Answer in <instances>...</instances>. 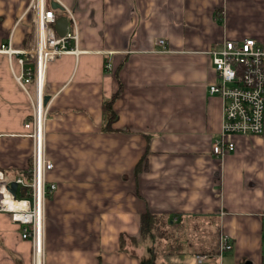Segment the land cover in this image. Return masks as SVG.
Returning a JSON list of instances; mask_svg holds the SVG:
<instances>
[{"label": "crops", "instance_id": "1", "mask_svg": "<svg viewBox=\"0 0 264 264\" xmlns=\"http://www.w3.org/2000/svg\"><path fill=\"white\" fill-rule=\"evenodd\" d=\"M30 1L0 0V45H29ZM59 1L77 19L81 52L46 72L56 190L45 264H197L200 254L213 255L205 264H264V135H233L235 150L216 156L222 100L209 91L211 50L225 39L264 44V0ZM119 89L115 130L101 132L103 101ZM30 111L0 53V170L10 179L31 157ZM148 211L160 217L154 237L142 233ZM222 233L234 247L219 260L210 251ZM0 264H33L31 241L5 212Z\"/></svg>", "mask_w": 264, "mask_h": 264}, {"label": "built area", "instance_id": "2", "mask_svg": "<svg viewBox=\"0 0 264 264\" xmlns=\"http://www.w3.org/2000/svg\"><path fill=\"white\" fill-rule=\"evenodd\" d=\"M27 11L33 20L29 45L17 49L11 41L4 42L0 53L8 57L11 75L31 107L24 124L32 139L30 179H25L23 173L10 179L0 170V212L10 213L20 227L21 238L31 241L33 264H43L46 202L56 190V184L49 181L55 164L47 150L46 72L50 62L64 54L78 55L81 51L77 19L70 8L65 6L68 17L65 35L57 33L54 26L57 13L47 0H31ZM157 43L164 46L165 39L159 38ZM210 54L218 81L209 86V91L222 100L220 134L214 138L211 150L222 158L235 150L233 135H264V44L252 37L225 39L221 47L211 50ZM12 182L17 184L15 194L10 188ZM20 189H27V194L19 195ZM233 247L231 238L220 234L217 259H222ZM212 256L197 255V264H205Z\"/></svg>", "mask_w": 264, "mask_h": 264}, {"label": "trees", "instance_id": "3", "mask_svg": "<svg viewBox=\"0 0 264 264\" xmlns=\"http://www.w3.org/2000/svg\"><path fill=\"white\" fill-rule=\"evenodd\" d=\"M57 14H58V11H57ZM28 39L30 40V36L29 37L27 36V38H26L27 43H28ZM119 93H120V89L116 93H114V95H112L111 99L103 101V111H102L103 124L101 125V128H100L101 132H107V131L115 130L114 128H112V124L114 122H116L117 115L113 110L112 103L115 100V98L118 96ZM28 117H29V115H28ZM31 164H32V160L30 157L27 165L23 168H19L18 172L16 174L23 173L25 176V179L28 180L30 178V173L28 172V170L30 169ZM140 164H142V162ZM136 169H138V165L135 168V171H136ZM136 172H138V171H136ZM18 194L21 196H25L27 194V189H20V191H18ZM159 219H160V217H158V215H155L154 213H151L149 211L144 213L141 216L142 233L149 234L150 236L154 237L156 235L154 229L156 228V225L159 223V221H160ZM160 234L163 237L168 236V238L170 235V233H166V231L163 229L161 230ZM121 245H122V239H121ZM168 248H169V245L166 244V249H168ZM216 249L217 250L213 249L212 251H210V253L211 254H214V253L217 254L219 252V244H218ZM158 252H161V248H159V249H157V251H155V253H158Z\"/></svg>", "mask_w": 264, "mask_h": 264}, {"label": "water", "instance_id": "4", "mask_svg": "<svg viewBox=\"0 0 264 264\" xmlns=\"http://www.w3.org/2000/svg\"><path fill=\"white\" fill-rule=\"evenodd\" d=\"M50 7L56 11H58V10L64 11L65 10V6L61 2H59L58 0H50ZM54 26H55V29L59 35H65V33L67 31V27H68L67 15H64V14L59 15L55 21ZM49 98H50L49 95L45 96V99H44L45 104L48 102ZM10 188H11V191L15 194L16 189H17L16 182H12Z\"/></svg>", "mask_w": 264, "mask_h": 264}, {"label": "rangeland", "instance_id": "5", "mask_svg": "<svg viewBox=\"0 0 264 264\" xmlns=\"http://www.w3.org/2000/svg\"><path fill=\"white\" fill-rule=\"evenodd\" d=\"M49 1H50V0H47V3H49ZM59 11H60V10H59ZM29 12H30V11H29ZM56 13H57V11H56ZM30 15H31V14H30ZM30 21H32V24H33V20H32V18L30 19ZM211 59H212V63H213V65H214L213 57H212V56H211ZM214 67H215V65H214ZM215 69H216V67H215ZM217 81H218V80H217ZM217 81H216V82H217ZM16 175H18V174H16ZM16 175H15V176H16ZM15 176H14V177H15ZM14 177H13V178H14ZM29 179H30V178H29ZM48 199H49V198H48ZM0 213H4V212H0ZM5 213H8V212H5ZM8 214L10 215V213H8ZM10 217H11V215H10ZM43 264H45V257H44V260H43Z\"/></svg>", "mask_w": 264, "mask_h": 264}, {"label": "bare ground", "instance_id": "6", "mask_svg": "<svg viewBox=\"0 0 264 264\" xmlns=\"http://www.w3.org/2000/svg\"><path fill=\"white\" fill-rule=\"evenodd\" d=\"M41 264V263H40Z\"/></svg>", "mask_w": 264, "mask_h": 264}]
</instances>
